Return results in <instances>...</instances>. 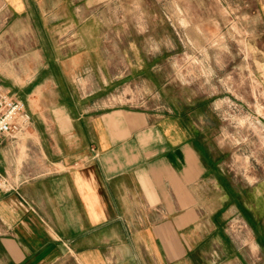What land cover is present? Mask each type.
Masks as SVG:
<instances>
[{
  "label": "crops",
  "instance_id": "crops-1",
  "mask_svg": "<svg viewBox=\"0 0 264 264\" xmlns=\"http://www.w3.org/2000/svg\"><path fill=\"white\" fill-rule=\"evenodd\" d=\"M91 1L0 0V90L31 120L0 139V264H254L206 123L101 103L124 77L94 64Z\"/></svg>",
  "mask_w": 264,
  "mask_h": 264
},
{
  "label": "rangeland",
  "instance_id": "rangeland-1",
  "mask_svg": "<svg viewBox=\"0 0 264 264\" xmlns=\"http://www.w3.org/2000/svg\"><path fill=\"white\" fill-rule=\"evenodd\" d=\"M78 5L94 17V64L124 77L101 103L165 116L184 110L206 123L246 208L224 229L246 262L264 264V0Z\"/></svg>",
  "mask_w": 264,
  "mask_h": 264
},
{
  "label": "built area",
  "instance_id": "built-area-1",
  "mask_svg": "<svg viewBox=\"0 0 264 264\" xmlns=\"http://www.w3.org/2000/svg\"><path fill=\"white\" fill-rule=\"evenodd\" d=\"M30 125L24 104L0 90V139L25 133Z\"/></svg>",
  "mask_w": 264,
  "mask_h": 264
}]
</instances>
